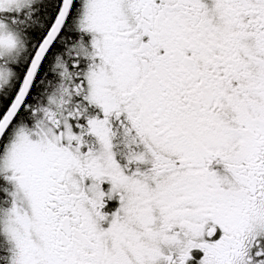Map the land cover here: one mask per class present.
Masks as SVG:
<instances>
[{"label":"snow or ice","instance_id":"6c2138e0","mask_svg":"<svg viewBox=\"0 0 264 264\" xmlns=\"http://www.w3.org/2000/svg\"><path fill=\"white\" fill-rule=\"evenodd\" d=\"M0 264H264V0H0Z\"/></svg>","mask_w":264,"mask_h":264}]
</instances>
